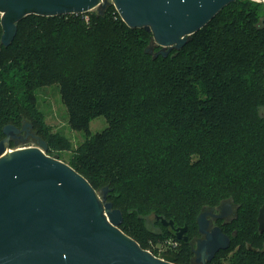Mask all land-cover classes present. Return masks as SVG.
I'll list each match as a JSON object with an SVG mask.
<instances>
[{
    "label": "trees",
    "instance_id": "1",
    "mask_svg": "<svg viewBox=\"0 0 264 264\" xmlns=\"http://www.w3.org/2000/svg\"><path fill=\"white\" fill-rule=\"evenodd\" d=\"M263 21L261 1L235 0L182 48L155 57L151 33L109 7L89 21L28 15L11 45H0V140L6 124L30 123L46 155L94 189L111 188L119 229L143 249L131 220L160 224L158 215L190 228L221 201L239 204L237 214L242 204H264ZM51 84L68 125L84 134L77 145L53 132L38 108L36 90ZM97 117L107 126L91 135ZM184 244L175 264H188ZM247 244L254 247L246 241L232 264H264V251Z\"/></svg>",
    "mask_w": 264,
    "mask_h": 264
},
{
    "label": "water",
    "instance_id": "2",
    "mask_svg": "<svg viewBox=\"0 0 264 264\" xmlns=\"http://www.w3.org/2000/svg\"><path fill=\"white\" fill-rule=\"evenodd\" d=\"M235 0H112L120 18L130 28L150 32L166 57L182 48L192 33L202 29L220 10ZM264 4V0L261 1ZM107 0H0V45L8 47L24 17L60 16L104 7ZM264 24V21H263ZM153 52L151 49L145 50ZM0 140V264H175L171 255L161 258L141 248L119 225L122 212L107 200L111 188L99 195L90 183L57 155L47 156V144L32 133L30 123L6 124ZM27 137L38 146L9 150ZM223 208L217 215L227 214ZM205 212L196 218L204 235L195 253L204 264L218 250H226L230 237L219 227L208 231ZM168 228L172 220L155 215ZM258 232L264 231V204L259 206ZM187 226L176 230L183 240ZM248 250L255 251L251 244Z\"/></svg>",
    "mask_w": 264,
    "mask_h": 264
},
{
    "label": "rangeland",
    "instance_id": "3",
    "mask_svg": "<svg viewBox=\"0 0 264 264\" xmlns=\"http://www.w3.org/2000/svg\"><path fill=\"white\" fill-rule=\"evenodd\" d=\"M105 7L112 8L117 14H119L112 4V0H107V4ZM102 10L104 9H101V7H96L92 10H89V12L75 14L76 16L83 18L85 21H89V18L97 15ZM1 16L2 14L0 13V19ZM68 16L69 14H60V16L55 17L66 18ZM194 33H192V35L188 37V40L192 38ZM36 98L38 100V108L44 114L45 123L47 126H50L53 132H58L63 136H66L67 138H69V140H72L75 145L83 141L84 134L81 131L76 132L72 130L68 125V111L65 103L62 101L59 95V87L57 84H51L46 87L37 89ZM106 126L107 125L104 118L97 117L89 123V133L92 135L93 133L100 132L101 130L106 128ZM32 133L34 135L36 134L33 131ZM35 146H38V142L36 141V139L27 137L24 141H20V143L18 144H16L15 142L11 143L9 149L13 150L20 147ZM69 153V151L64 152V154L66 155L65 159H67ZM59 160L62 161L61 159ZM95 190L99 195L100 190ZM234 204L239 205L236 204V202ZM261 204L252 203L250 205H241L242 207H244V209H241L238 214V211L236 212L235 219L231 222L232 224L227 229V232L231 237L230 246L227 250L221 251V253L215 258V260H213L212 264H232L237 251L242 252L245 250L244 248L246 241L252 242L254 247H258L259 249L262 248L264 243V235L262 237H258V222H256L258 209ZM192 225L193 226H190L191 236H195L197 235V225L195 224V222H193ZM131 226L134 227L135 233L143 241V244L145 245L144 249L149 251L154 256L161 258L163 255H169L170 253H172L171 242L173 240L169 239V237L165 234V229L164 227H162V225L158 223L153 224L152 216L148 217L145 220V223H139V225H136L134 221L131 220ZM248 259L254 260L253 258Z\"/></svg>",
    "mask_w": 264,
    "mask_h": 264
},
{
    "label": "flooded vegetation",
    "instance_id": "4",
    "mask_svg": "<svg viewBox=\"0 0 264 264\" xmlns=\"http://www.w3.org/2000/svg\"><path fill=\"white\" fill-rule=\"evenodd\" d=\"M11 143H14V142L11 141ZM223 208L225 209V211L226 210L228 211L226 216H224L223 218L216 217L217 215H219L222 212ZM239 209L240 208H238V205H235L234 202L230 199H228L226 201H221L219 204H217L215 206H211L209 208H204L201 212L207 213L206 214V219L208 221L207 230L211 231L212 228L219 227L225 235H228L230 237V235L227 232V229L232 224L231 222L235 219L236 212ZM256 222H257V217H256ZM195 224H196V219H195ZM172 225L173 226H171V225L168 226L169 231L173 234L172 236L169 237V239L173 240L171 242L172 253H170L169 255H171L175 261L176 257H177L175 255V253L180 251V249L182 248V242H184L185 243L184 245L186 247L185 253H186L187 258H188V264H203L202 261L198 259V257L200 255H197L195 253V251L197 249L198 241L204 239V235L200 234L198 231V224H197V235L191 236V228L187 227V230L183 233V236H182V237H184L183 240H179L175 237L176 230L181 228V226L174 225V224H172ZM257 231H258V226H257ZM257 235H258V237H262L264 235V231L262 233L258 232ZM230 243H231V237H230ZM230 243H229V246H230ZM229 246L227 247V249L229 248ZM252 248L255 249V251L250 250L253 252H256L258 250L264 251V243H263L262 248H260V249L258 247H252ZM221 251H225V250H218L215 253V255L213 256V258L210 261H205L204 264H212L213 260H215V258L221 253ZM237 252H240V251H237ZM240 253H242V252H240Z\"/></svg>",
    "mask_w": 264,
    "mask_h": 264
},
{
    "label": "built area",
    "instance_id": "5",
    "mask_svg": "<svg viewBox=\"0 0 264 264\" xmlns=\"http://www.w3.org/2000/svg\"><path fill=\"white\" fill-rule=\"evenodd\" d=\"M10 150V149H9Z\"/></svg>",
    "mask_w": 264,
    "mask_h": 264
}]
</instances>
